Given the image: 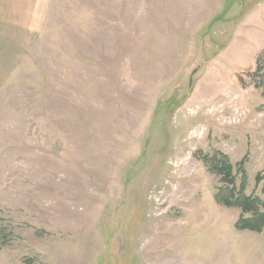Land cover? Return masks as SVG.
<instances>
[{
  "label": "rangeland",
  "instance_id": "rangeland-1",
  "mask_svg": "<svg viewBox=\"0 0 264 264\" xmlns=\"http://www.w3.org/2000/svg\"><path fill=\"white\" fill-rule=\"evenodd\" d=\"M46 11L0 55V264H264L202 159L227 155L238 186L246 160L264 199V0Z\"/></svg>",
  "mask_w": 264,
  "mask_h": 264
},
{
  "label": "trees",
  "instance_id": "trees-1",
  "mask_svg": "<svg viewBox=\"0 0 264 264\" xmlns=\"http://www.w3.org/2000/svg\"><path fill=\"white\" fill-rule=\"evenodd\" d=\"M263 72V74H262ZM264 59L260 58L258 67L253 74V80L257 88H264ZM203 161L210 168V171L220 177L221 187L217 198L219 202L227 208H236L241 211L240 218L236 223V228L240 231H251L261 233L264 230V199L255 195L247 194V174L245 171V161L237 163L238 174L242 175L241 184L237 185L235 166L231 163L227 155L216 152L212 156H204ZM262 176L257 177V184L263 182ZM264 194V190H263ZM4 233H0V236ZM6 236L0 237L2 250L7 243L2 242Z\"/></svg>",
  "mask_w": 264,
  "mask_h": 264
},
{
  "label": "crops",
  "instance_id": "crops-1",
  "mask_svg": "<svg viewBox=\"0 0 264 264\" xmlns=\"http://www.w3.org/2000/svg\"><path fill=\"white\" fill-rule=\"evenodd\" d=\"M52 1L0 0V55L25 54L40 34V24Z\"/></svg>",
  "mask_w": 264,
  "mask_h": 264
}]
</instances>
